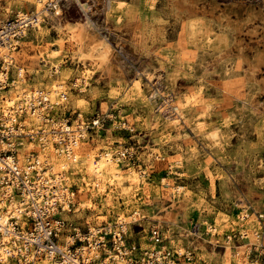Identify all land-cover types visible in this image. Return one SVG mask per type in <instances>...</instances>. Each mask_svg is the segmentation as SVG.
I'll use <instances>...</instances> for the list:
<instances>
[{
	"label": "rangeland",
	"instance_id": "rangeland-1",
	"mask_svg": "<svg viewBox=\"0 0 264 264\" xmlns=\"http://www.w3.org/2000/svg\"><path fill=\"white\" fill-rule=\"evenodd\" d=\"M34 1L0 0V17L35 14ZM81 2L65 3L41 30H30L17 57L39 66L0 91L9 98L13 90L63 84L55 117L90 126L78 152L99 158L110 150L123 164L124 184H109L94 197L90 188L91 206L82 198L87 181L80 174L65 178L75 195L62 216L82 231L124 226L137 246L135 259L145 264H264V0ZM78 22L112 47L109 61L78 52L71 32ZM26 47L38 55L26 56ZM135 170L139 182L132 185ZM130 185L127 204L121 189ZM171 209L177 219H162Z\"/></svg>",
	"mask_w": 264,
	"mask_h": 264
},
{
	"label": "built area",
	"instance_id": "built-area-1",
	"mask_svg": "<svg viewBox=\"0 0 264 264\" xmlns=\"http://www.w3.org/2000/svg\"><path fill=\"white\" fill-rule=\"evenodd\" d=\"M72 1L77 0H42L44 18ZM37 27L36 21L22 15L8 18L0 26V52L9 48L15 53L0 57V91L8 92L21 79H28L29 71L19 63L17 53L23 39ZM42 63L49 65L46 59ZM47 92V88L25 91L10 114L4 112L1 101L8 96H0V242L7 256L0 264H36L44 258L53 264H118L120 260L145 264L146 260L135 259L138 249L129 244L124 226L114 230L110 225H89L82 231L62 216L73 204L75 193L58 181L50 158L57 148L75 157L90 126L84 122L74 127L68 116L63 121L56 118L54 101ZM37 116L42 117V126L35 129L27 120ZM100 122L98 119L94 125ZM33 143L39 148L27 147Z\"/></svg>",
	"mask_w": 264,
	"mask_h": 264
},
{
	"label": "bare ground",
	"instance_id": "bare-ground-1",
	"mask_svg": "<svg viewBox=\"0 0 264 264\" xmlns=\"http://www.w3.org/2000/svg\"><path fill=\"white\" fill-rule=\"evenodd\" d=\"M81 2V0H79ZM116 1V0H115ZM34 4H37V6L39 7V10L34 14L33 17H36L35 19L33 17H31L29 14H22L23 18H25L26 16L30 19H33L34 21H36L40 28H38V30L43 28V19H44V13L42 11V0H36L33 2ZM32 3V4H33ZM123 3V2H122ZM81 4H83V6L90 8L91 10H93V7L90 4L81 2ZM120 8V7H119ZM123 8V7H122ZM11 10V9H10ZM85 11V10H84ZM64 10L62 8H60V10L57 12L58 14L63 13ZM121 15V14H120ZM3 22H6V20H3L0 17V26L2 25ZM71 23H68V25H70ZM88 22H78L74 25H72L71 27H73L72 31L74 33V38L76 40H78L79 44H80V48L78 50V52L84 53L85 55H89L90 57H92L94 59V61L96 62L98 60V58H100L101 60L104 61H109L111 59V55H112V51L111 48L107 42H105V40L100 37L94 30H90L91 28L88 25ZM65 25V24H64ZM74 30V31H73ZM72 41V40H71ZM56 44V43H55ZM63 44V43H62ZM61 44V45H62ZM110 44V43H109ZM52 45V44H51ZM76 46V45H75ZM89 50V51H88ZM114 50V49H113ZM87 51V52H86ZM257 52H260V49H257ZM59 50H54L53 53V57L57 58L60 54ZM9 54L15 55V53L13 54V52H9V48L8 49H4L2 52H0V57L3 58H9L11 57ZM9 55V56H8ZM50 58V57H49ZM61 60V59H60ZM50 61V60H49ZM52 61V60H51ZM53 62V61H52ZM50 68V67H49ZM58 71V70H57ZM4 76V74L2 75V77ZM21 76V75H20ZM53 77V76H52ZM85 79V78H84ZM83 79V80H84ZM23 81V79H21ZM88 80V79H87ZM19 83V81H18ZM63 83V82H62ZM51 84V83H50ZM50 84L48 86H50ZM43 86V85H42ZM62 86H64L63 84L57 85V86H53V89L49 90L47 92V95L56 102V100L59 98L58 96L62 95L63 92L61 91ZM136 87L137 88H141V81L137 80L136 81ZM50 89V88H49ZM66 89V88H65ZM61 91V92H60ZM172 92V91H171ZM24 93V92H23ZM23 93H19L18 91H16L14 93V90L10 92V97L6 98L5 100H1L3 101V105L5 106V111L7 114H10L12 111L13 104H16L20 99ZM36 94V91L34 92ZM175 93V92H174ZM191 97V96H190ZM195 99V98H194ZM197 99V98H196ZM172 100V99H171ZM188 100V99H187ZM21 101V100H20ZM63 101V100H62ZM175 102V101H174ZM197 103V102H196ZM172 104V103H171ZM194 104V103H193ZM207 104V103H206ZM162 107V106H161ZM175 107H177L178 110L182 109V104H177ZM163 111L168 112L171 111V107L168 106L167 108H164ZM185 113V112H184ZM41 116H37V117H33L32 120L31 118H28V121L30 123H33L35 125V127L38 129L42 126V120H41ZM174 122H177V119L173 118L172 119ZM218 134L215 133L213 136L216 137ZM85 139V138H84ZM81 145V144H80ZM37 147V146H36ZM82 147V146H81ZM38 148V147H37ZM79 148V147H78ZM84 148V147H83ZM81 149V148H80ZM79 149V151H80ZM82 151V150H81ZM85 151V150H84ZM120 151V150H119ZM83 153V152H82ZM100 154V153H99ZM119 154V153H118ZM94 154H92L89 150L88 153L86 154H80V152H78L76 154L75 157H69L67 154H64L63 151H60L57 148V153H53V155L50 158V163L51 166H53V168L55 170L58 171V181L62 182V185L64 186V182H65V178L66 179H70L73 176L80 174L81 178L85 181H87V185L86 187L88 188V190L85 192L84 189L82 190V192L84 191L85 194H83V199L86 198L87 200V205L91 206L92 203L94 202L92 200V197L89 195L90 192V188L92 189V193H93V197L95 196V194L99 191V193L101 192H105L107 187L112 185H117L120 188V185H123L125 182V178H124V171H123V164L120 161L119 156L117 157V159L114 157L113 151H106V152H102L99 156V158H96L95 156H93ZM98 156V155H97ZM178 158V157H177ZM176 158V160H177ZM183 158V157H182ZM179 159V158H178ZM175 160V159H174ZM179 162V161H177ZM133 169V168H132ZM128 170H126L127 172ZM146 175V174H144ZM137 175V171H131V175H130V179H131V183L132 185H135V183L139 182ZM130 181V180H129ZM141 184V183H140ZM130 185L129 187H123V189H121V191H123V193L128 194L127 196H129V200H127L125 203L129 204L131 202V197L133 194V186ZM137 185V184H136ZM169 185V184H168ZM146 186V184H145ZM114 187V186H113ZM138 187V186H137ZM175 188V187H174ZM137 190V189H136ZM146 193V192H145ZM109 198H108V203H112L114 200V197L112 195V193L108 194ZM149 195V194H148ZM174 195V194H173ZM178 195V194H177ZM181 195V194H180ZM89 196L91 198H89ZM82 199V200H83ZM136 201V200H135ZM134 201V202H135ZM174 202V201H173ZM15 204H18V201L15 202ZM94 205V203H93ZM168 207V206H167ZM165 209V208H164ZM122 215V219L125 220V215L122 214V212L120 213ZM178 211L171 209L170 211L167 212V214L165 216L162 217V219L168 221V222H172L175 219H177L178 217ZM245 215V214H244ZM244 217V216H243ZM121 219V220H122ZM161 219V220H162ZM5 221V220H4ZM257 221V220H256ZM120 222V221H119ZM243 225V224H242ZM247 228V227H246ZM245 228V229H246ZM249 229V228H248ZM242 230V229H241ZM220 234V233H219ZM221 235V234H220ZM219 235V236H220ZM247 235V234H246ZM2 241L0 242V259H6L7 256L4 255L3 249L4 247L1 246ZM231 247V246H229ZM205 249V248H204ZM207 249V248H206ZM231 251V249H230ZM241 253V252H240ZM229 254V253H228ZM230 255H232L230 253ZM202 258V256H201ZM222 258V256H221ZM220 258V259H221ZM240 259V258H239ZM37 264V263H36ZM39 264H53L51 259L49 258H44L43 260H41V262ZM120 264H124V262H120ZM190 264V263H189Z\"/></svg>",
	"mask_w": 264,
	"mask_h": 264
},
{
	"label": "crops",
	"instance_id": "crops-1",
	"mask_svg": "<svg viewBox=\"0 0 264 264\" xmlns=\"http://www.w3.org/2000/svg\"><path fill=\"white\" fill-rule=\"evenodd\" d=\"M33 49H31V48H28V47H26V48H24L22 51V53L23 54H25V53H27L26 54V56H29V57H32V56H35V55H38V54H31V51H32ZM24 59V58H23ZM26 66H28L29 68H28V70H29V73H32V72H34L35 70H36V68L39 66V62L38 61H35V60H28V62L26 63ZM32 66H35V68H32Z\"/></svg>",
	"mask_w": 264,
	"mask_h": 264
}]
</instances>
